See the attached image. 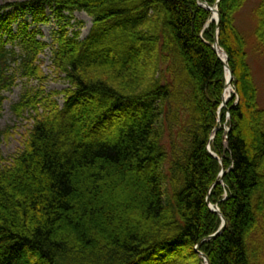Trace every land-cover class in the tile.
<instances>
[{
  "label": "trees",
  "instance_id": "16d2710c",
  "mask_svg": "<svg viewBox=\"0 0 264 264\" xmlns=\"http://www.w3.org/2000/svg\"><path fill=\"white\" fill-rule=\"evenodd\" d=\"M201 1L218 5L219 26L199 0L0 7V110L17 75L38 81L12 105L33 122L22 149L0 150V264H206L200 252L210 264H264V108L235 23L247 0ZM47 8L52 44L20 20L29 10L45 22ZM76 11L93 17L84 39ZM254 13L264 54V0ZM217 33L236 91L221 108L229 131L217 122ZM50 45L69 85L53 92L40 57ZM208 199L227 221L213 238L223 220Z\"/></svg>",
  "mask_w": 264,
  "mask_h": 264
},
{
  "label": "rangeland",
  "instance_id": "374dc122",
  "mask_svg": "<svg viewBox=\"0 0 264 264\" xmlns=\"http://www.w3.org/2000/svg\"><path fill=\"white\" fill-rule=\"evenodd\" d=\"M20 1L24 0H0V7L5 6L9 3ZM258 1L259 0H247L244 6L236 12L235 23L247 40L248 62L252 68L256 84L259 88V105L260 107L264 108V54L263 51L258 48L257 38L255 35L257 18L255 16L254 10L258 4ZM7 10H10V8H8ZM20 15V20H28L32 24V27H35L36 25L39 26L43 32L44 39L51 44L53 43L54 32L58 28V22L54 15H52L51 9H46L47 21L45 22L34 21V13L29 10L20 13ZM75 18L76 19L72 21V23H74L75 25L76 20L84 22L81 33V38L84 39L89 35L91 31L93 25V17L85 11H76ZM53 47V45H50L46 52L40 56L41 68L43 70V73L49 76V80L45 83V90L47 92L62 90L69 86L67 81L63 77H60L55 73L52 64ZM32 86H38V81L34 79L25 80L21 76L17 75L15 85L10 90L4 92L6 99L3 102V108L0 110V150L5 157L12 156L18 153L20 149H22L23 136L26 130L32 126L33 122L27 114L25 115V117H18L12 110V105L19 100L23 88ZM231 87V93H236L233 84ZM230 99L231 98H229V100ZM63 102L64 100L62 95L60 96V103L63 104ZM221 108L222 107L220 106L218 110L217 122L218 125H220L221 123H225L223 125L226 128L228 127V125L226 124L228 116L226 115V119L223 122V113ZM166 139H168V137Z\"/></svg>",
  "mask_w": 264,
  "mask_h": 264
},
{
  "label": "water",
  "instance_id": "95a60500",
  "mask_svg": "<svg viewBox=\"0 0 264 264\" xmlns=\"http://www.w3.org/2000/svg\"><path fill=\"white\" fill-rule=\"evenodd\" d=\"M199 1L202 2L201 0H199ZM202 5H203L205 8L209 9L210 11H213L214 9L216 10V12H217V18L214 19V18L212 17L210 20L216 21V22H217V25L219 26V22H220V13H219L218 5L215 4L214 6H209V5H207L206 3H203V2H202ZM212 46H213V48L215 49L216 53L218 54V49H217V47L219 46L218 33H217V35H216V37H215V41H214V43H213ZM225 53H226V52H225ZM218 56H219V58L221 59V57H220L219 54H218ZM221 60L225 63L226 70L228 69L229 72H230V81H231V80L233 79V72H232V70L230 69L229 64H228V56H227V60H225V61H224L223 59H221ZM227 102H228V100L223 99V103H222L221 107L225 106ZM229 130H230V127L227 128V131H229ZM227 137H228V135H227ZM213 138H214V135L211 137V139H213ZM211 139H210V140H211ZM208 148H209L210 152H211L212 154H214V153L212 152V150H211V146H210V144L208 145ZM221 161H222V160H221ZM224 172H225V168L223 167V169H222V175L224 174ZM208 203L210 204V208H211L213 211H215L216 213H218V214H220V215L222 216V220H223V223L221 224L219 230H218L216 233H214V234H212L211 236L208 237V238H213V237H216V236L220 235V234L223 232V230H224V228H225V226H226L227 221H226L225 217L223 216L222 212L220 211V209L217 208L216 206L212 205V204L210 203L209 199H208ZM197 249H198V247H197ZM200 255L205 259L206 264H210V261H209V259H208V257H207L206 254L200 252Z\"/></svg>",
  "mask_w": 264,
  "mask_h": 264
},
{
  "label": "bare ground",
  "instance_id": "6f19581e",
  "mask_svg": "<svg viewBox=\"0 0 264 264\" xmlns=\"http://www.w3.org/2000/svg\"><path fill=\"white\" fill-rule=\"evenodd\" d=\"M212 17L214 19L217 18V12L216 10L214 9L212 11ZM211 17V18H212ZM213 21V20H211ZM216 22V21H215ZM217 23V22H216ZM218 49V54L220 55L221 59H223L224 61L227 60V54L225 53V51L220 47V45L217 47ZM232 81H230V72L229 70L227 69L226 71V87H225V90H224V95H223V99L225 100H229V98H232L231 96H233V94L235 93H231L232 92Z\"/></svg>",
  "mask_w": 264,
  "mask_h": 264
}]
</instances>
